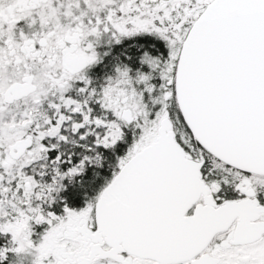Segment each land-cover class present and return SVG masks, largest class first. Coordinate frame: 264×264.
Segmentation results:
<instances>
[{
  "label": "snow or ice",
  "instance_id": "6c2138e0",
  "mask_svg": "<svg viewBox=\"0 0 264 264\" xmlns=\"http://www.w3.org/2000/svg\"><path fill=\"white\" fill-rule=\"evenodd\" d=\"M0 264H264V0H0Z\"/></svg>",
  "mask_w": 264,
  "mask_h": 264
}]
</instances>
